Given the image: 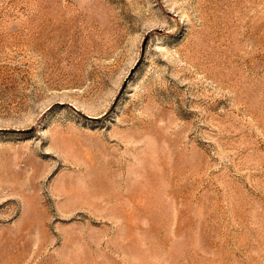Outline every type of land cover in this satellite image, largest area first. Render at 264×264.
Instances as JSON below:
<instances>
[{
	"label": "rangeland",
	"instance_id": "374dc122",
	"mask_svg": "<svg viewBox=\"0 0 264 264\" xmlns=\"http://www.w3.org/2000/svg\"><path fill=\"white\" fill-rule=\"evenodd\" d=\"M0 264H264V0H0Z\"/></svg>",
	"mask_w": 264,
	"mask_h": 264
}]
</instances>
